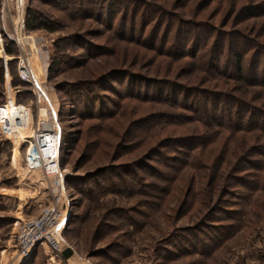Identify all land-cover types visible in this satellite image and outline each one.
I'll use <instances>...</instances> for the list:
<instances>
[{
    "label": "rangeland",
    "instance_id": "374dc122",
    "mask_svg": "<svg viewBox=\"0 0 264 264\" xmlns=\"http://www.w3.org/2000/svg\"><path fill=\"white\" fill-rule=\"evenodd\" d=\"M66 1L72 6L85 3L84 0H0V104L6 101L9 84L13 98L7 102L11 121L20 117L13 100L31 109L34 128L37 118L49 121L48 105L37 99L31 84L21 83L18 78L17 59L23 56L56 112L60 136L65 137L58 158L63 176L61 186L40 171H26V147L19 146L17 138L11 136L13 145L0 138V264H264V169H245L248 184L223 192L221 187L231 173L223 169L214 187L209 183L213 169L209 168L208 156L194 167L175 163L174 159L183 162L184 156L172 151L168 138L194 134L198 124L172 126L155 122L149 127V121L158 113L176 115L182 111L136 101L131 96L139 91L145 95L147 85L141 83L147 79L173 81L187 87L198 83L202 76L175 73L176 64L170 58L150 48V43H137L139 33L145 36L150 30L142 28L141 12L134 14L133 28L128 22L125 36L131 35L132 40L125 42L104 25L108 20L116 21L113 24L116 30L122 17L121 8L114 7L110 0L102 6L100 23L85 19L81 13L78 18L70 15L63 10ZM140 1L175 14L178 20L211 22L216 27L221 25L220 19L229 4L227 0H212L208 4L203 0ZM100 2L102 5L104 0ZM30 11L54 21L58 30L27 32L25 20ZM132 11L130 6L127 20ZM261 21L264 19L256 22L261 24ZM249 24L245 22L237 28L245 29ZM162 33L163 28L159 35ZM168 35L171 42L172 34ZM71 36L70 41L60 42ZM6 42L10 43L14 56L6 55ZM54 44H60L61 49L55 50ZM96 46L102 51L89 50ZM53 54L59 55L62 63L50 79L48 69ZM103 75H109L108 80L92 92L98 93L100 101L96 98L90 101L92 96L84 95L79 100L83 101L82 107L71 109L65 85ZM200 85L213 88L214 84L201 82ZM146 91L154 94V90ZM85 103L88 110L83 106ZM91 105L94 113L111 111L116 116L80 119L81 113H91ZM60 107L63 120L58 115ZM223 140L213 146L215 154L226 149V145L232 146V140ZM212 186L214 189L209 190ZM114 188L120 192H113ZM218 195L225 202L220 205L221 212L213 217L231 216L232 220L222 224L209 221L203 235L198 236L197 246L185 236L178 238L181 231L193 228L209 216L207 212ZM59 196L62 210L67 211L61 245L63 252L69 249L72 255L67 259L55 258L46 246H37L27 259H22L15 246L16 222L36 216L41 206ZM115 211H121L122 217L114 215ZM228 224L237 230L227 240L220 239L216 230L208 229ZM181 242L186 244L189 250L185 253L189 254H184Z\"/></svg>",
    "mask_w": 264,
    "mask_h": 264
},
{
    "label": "trees",
    "instance_id": "16d2710c",
    "mask_svg": "<svg viewBox=\"0 0 264 264\" xmlns=\"http://www.w3.org/2000/svg\"><path fill=\"white\" fill-rule=\"evenodd\" d=\"M84 1L85 3H82L86 7L82 3L81 6H72L66 1L67 5L63 10L70 13V15L73 14L77 18L81 13L82 16H85V19H94L100 23L102 6L109 1L104 0L102 5L101 0ZM203 1L208 4L212 0ZM227 1L229 4L227 10L222 14L220 19L221 25L217 26L219 28L211 22L203 23L199 21L196 23L178 20L177 15L154 7L152 3H144L140 0H110L109 3L114 7L121 8L122 17L116 25V30L113 26L116 21H112L111 23L108 20L104 24L114 34L119 36L117 39L130 42L132 40L131 35L125 36L126 26L128 22L131 27L134 26L136 18L134 14L137 15L141 12V26L143 29L148 28L150 30L145 36L139 33L140 39L137 43H140V45L150 43V48L153 47L164 58H170L172 63L176 64L174 66L175 73L181 72L183 74L202 76L198 83L194 82L187 87L180 86L177 83H173V81L147 79L141 85H147L144 87L145 91L147 89L154 90V94L156 95L149 93V91H144L145 95H141L138 90L139 93L135 94V96L132 94L131 96L136 101H142L155 106L167 105L172 108L177 107L182 111L181 114L176 115L169 112L158 113L152 117V120L149 121L150 123L148 122L149 127L155 122L165 123L166 125L171 124L172 126L198 124V130L194 134L177 137V139L168 138L172 151L175 150V153L180 152L178 154L184 156L182 158L183 162L174 159L175 163L194 167L197 161L201 162L202 158L208 156L207 158L210 159L209 168L213 169L211 170L212 178H210L209 183L214 184V187L216 186V182L220 181L223 169H229L231 173L230 177L225 180V184L221 187L223 192L248 184L244 178L245 169H264V21H261V24L256 22L257 20L264 19V0ZM59 4L63 5L61 2ZM71 6H75V8H71ZM130 6L133 11L131 12V17L127 20ZM96 7L100 13L95 9ZM217 14H214V16H217ZM245 22H251V24L246 25L245 29L237 28V25L239 26ZM161 28H163V33L159 35ZM25 30L27 32L43 30L53 33L58 29L54 21L43 17L37 12L30 11L27 13L25 20ZM168 34H172L171 42L168 41L170 40ZM157 35L160 36L159 41H157ZM71 39H73L72 36L65 37V39H60V42H68ZM9 45V42L5 43V53L8 56H14V50H11ZM59 45L54 44V49H59ZM89 50L99 52L102 51V48L96 46L91 47ZM61 63V57L53 54L48 69V77L50 79ZM8 66L11 68V62L8 63ZM108 76L103 75L94 80L66 84L65 90L71 109L73 107L79 108L83 104V101L79 100L85 98L82 97L84 95L92 96L90 101L95 100V98L97 101H100L99 97H97L98 93H94L93 95L92 92L97 88H101L102 83L108 80ZM17 82L19 83L18 80ZM201 82L212 83L214 84L213 88L203 87V85H200ZM86 103L83 106L88 110L89 107ZM115 107L117 108V106ZM90 108L92 110L91 113L89 111L81 113L78 117L83 120L99 117V120H102L103 117L112 119L116 116L111 111L107 114L103 112L97 114L94 113L96 111L92 105ZM58 115L60 120H63L64 112L62 107H60ZM64 138V135L60 136L59 152L63 150ZM221 140L227 142L228 140H232V146L228 148V145H226V149L222 152L218 151L215 154L216 150L213 146L221 142ZM251 140L254 143H250L252 142ZM194 151H197V154L194 153L196 156L192 155ZM206 153L207 155H205ZM154 172L158 173L155 170ZM119 180L122 181V179ZM255 185H259L258 181H256ZM115 186L117 185L113 184V187ZM120 186L123 189L124 187H128L126 185ZM213 186L208 189H214ZM113 190L115 193L120 192L116 188ZM212 195L214 196V194ZM220 196L218 195L215 201H213V206L207 212L209 216L197 223L193 228L181 231L182 234L178 238H184L185 236V238L193 240L197 246L200 243L198 236L199 234L203 235L204 228H207L206 225L209 221L215 224H222L221 222L223 221L232 220L231 216H224L222 219L213 217L217 212H221L220 205L225 202ZM90 197L91 199L94 198L93 193ZM115 212L114 215L122 217L121 211ZM209 228L216 230L220 235V239L226 240L237 230L232 224L216 225ZM182 245L184 247V254H189L185 253L189 250L186 244ZM71 255L72 253L69 249L63 252L64 259L69 258Z\"/></svg>",
    "mask_w": 264,
    "mask_h": 264
},
{
    "label": "built area",
    "instance_id": "2783aa9c",
    "mask_svg": "<svg viewBox=\"0 0 264 264\" xmlns=\"http://www.w3.org/2000/svg\"><path fill=\"white\" fill-rule=\"evenodd\" d=\"M5 71L7 80V66H5ZM17 73L21 83L31 84L38 100L40 96L42 98L45 96L23 56L17 59ZM5 91L6 101L0 104V138L7 139L12 145L13 137L17 138L19 146L26 147V171H40L46 177L58 181L61 186L63 176L58 164L60 132L56 112L48 107L49 121L37 118L34 128L31 109L13 100L14 110L20 114V117L11 121L7 105L8 99L12 98L9 84L6 85ZM29 117H31L30 124L28 123ZM66 221L67 211L62 210L61 196L54 197L51 202L41 206L36 216L17 221L14 239L19 256L27 259L37 246H46L53 257L63 258L61 231Z\"/></svg>",
    "mask_w": 264,
    "mask_h": 264
},
{
    "label": "bare ground",
    "instance_id": "6f19581e",
    "mask_svg": "<svg viewBox=\"0 0 264 264\" xmlns=\"http://www.w3.org/2000/svg\"><path fill=\"white\" fill-rule=\"evenodd\" d=\"M41 89V88H40ZM41 91L43 92V94L45 95L43 98L40 96L39 99H41L42 101H45V103L48 105V107H50V104H49V100L46 96V94L44 93V91L41 89Z\"/></svg>",
    "mask_w": 264,
    "mask_h": 264
},
{
    "label": "crops",
    "instance_id": "0c3cea01",
    "mask_svg": "<svg viewBox=\"0 0 264 264\" xmlns=\"http://www.w3.org/2000/svg\"><path fill=\"white\" fill-rule=\"evenodd\" d=\"M53 109V108H52ZM54 110V109H53ZM54 112H55V110H54Z\"/></svg>",
    "mask_w": 264,
    "mask_h": 264
},
{
    "label": "water",
    "instance_id": "95a60500",
    "mask_svg": "<svg viewBox=\"0 0 264 264\" xmlns=\"http://www.w3.org/2000/svg\"><path fill=\"white\" fill-rule=\"evenodd\" d=\"M7 65V64H6Z\"/></svg>",
    "mask_w": 264,
    "mask_h": 264
}]
</instances>
